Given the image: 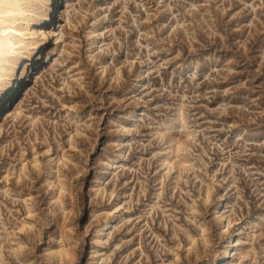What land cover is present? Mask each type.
Masks as SVG:
<instances>
[{
    "label": "rangeland",
    "instance_id": "rangeland-1",
    "mask_svg": "<svg viewBox=\"0 0 264 264\" xmlns=\"http://www.w3.org/2000/svg\"><path fill=\"white\" fill-rule=\"evenodd\" d=\"M72 3L1 123L0 264H264V0Z\"/></svg>",
    "mask_w": 264,
    "mask_h": 264
},
{
    "label": "bare ground",
    "instance_id": "bare-ground-1",
    "mask_svg": "<svg viewBox=\"0 0 264 264\" xmlns=\"http://www.w3.org/2000/svg\"><path fill=\"white\" fill-rule=\"evenodd\" d=\"M72 6V0H41L37 7L33 8L34 10L23 28L28 35V45L12 60L7 74L0 81V116L2 115L0 127L4 118L12 113L13 105L11 104L14 99L19 96L22 99V95H29L32 77L35 75L39 78L40 76V71L36 72L39 69L37 67L46 63L53 55L50 61L52 62L56 56L54 43H60L58 19L69 13ZM31 75L32 77H30ZM12 115L16 116L17 112ZM182 143V141H177V150ZM167 160L171 162V159L167 158ZM181 163L183 164L185 161L182 160ZM113 165L114 162H111L110 166ZM109 227H112L111 221H108L101 231ZM230 254L231 252L227 250L225 255Z\"/></svg>",
    "mask_w": 264,
    "mask_h": 264
}]
</instances>
